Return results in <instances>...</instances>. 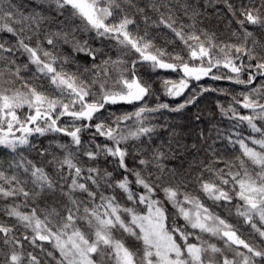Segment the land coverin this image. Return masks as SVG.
Returning a JSON list of instances; mask_svg holds the SVG:
<instances>
[{"label":"snow or ice","instance_id":"6c2138e0","mask_svg":"<svg viewBox=\"0 0 264 264\" xmlns=\"http://www.w3.org/2000/svg\"><path fill=\"white\" fill-rule=\"evenodd\" d=\"M0 150V264H264V0H0Z\"/></svg>","mask_w":264,"mask_h":264},{"label":"trees","instance_id":"16d2710c","mask_svg":"<svg viewBox=\"0 0 264 264\" xmlns=\"http://www.w3.org/2000/svg\"><path fill=\"white\" fill-rule=\"evenodd\" d=\"M209 11H211V9ZM206 23L209 25V27H214L217 25L218 22L215 18H211L210 20L206 21ZM220 26L223 27V24H221ZM93 43L95 47L101 46L98 40L94 41ZM168 78H175L174 74H171L170 76H168ZM153 79L155 80L156 78L153 77ZM202 84L205 87H217V88H227L229 86L228 82L226 81L213 82L207 78L204 81H202ZM156 86L157 87L160 86L159 82H157ZM216 98H217V93L206 94L204 96V98L201 100L198 107L202 109H206V111L203 113L201 117V121H198L195 123H193L195 118L192 114L197 111V108H193L191 106L189 107L188 111L182 114H173V113H167V112H165L163 115L157 114V119L153 121L154 123L158 124V132L160 133V137H161V139L158 140L157 142L159 143L163 140L168 139V132L166 131V128L169 126L174 127L176 131L178 132L182 130L186 132L189 128H196V129L203 128L205 129V133L207 134L208 113L209 111L214 110ZM167 99L168 98H165V100ZM219 99L221 100V102L225 101V97L223 96H219ZM177 100H179V98H177ZM217 118L219 119V117ZM191 142L192 141L189 139L188 143H191ZM209 143H211V141H209ZM3 155H4L3 150H0V158H3ZM174 163L176 162L175 161L168 162L169 167H171ZM245 235H247V233H245Z\"/></svg>","mask_w":264,"mask_h":264}]
</instances>
